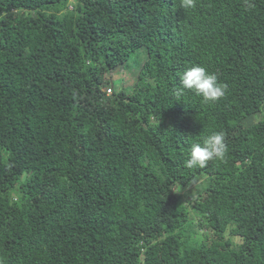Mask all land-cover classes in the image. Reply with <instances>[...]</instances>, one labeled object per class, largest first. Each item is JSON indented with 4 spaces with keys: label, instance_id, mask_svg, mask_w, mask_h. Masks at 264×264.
<instances>
[{
    "label": "trees",
    "instance_id": "16d2710c",
    "mask_svg": "<svg viewBox=\"0 0 264 264\" xmlns=\"http://www.w3.org/2000/svg\"><path fill=\"white\" fill-rule=\"evenodd\" d=\"M69 3L0 0V264H264V0Z\"/></svg>",
    "mask_w": 264,
    "mask_h": 264
},
{
    "label": "clouds",
    "instance_id": "9594fccd",
    "mask_svg": "<svg viewBox=\"0 0 264 264\" xmlns=\"http://www.w3.org/2000/svg\"><path fill=\"white\" fill-rule=\"evenodd\" d=\"M184 8H193L195 0H181ZM182 90H189L201 96L205 103L215 102L224 97L225 86L219 83L217 75L199 65L187 68L181 78ZM227 153L225 137L222 132L209 135L202 143H193L189 158L186 161L188 168H205L211 160L223 161Z\"/></svg>",
    "mask_w": 264,
    "mask_h": 264
},
{
    "label": "rangeland",
    "instance_id": "374dc122",
    "mask_svg": "<svg viewBox=\"0 0 264 264\" xmlns=\"http://www.w3.org/2000/svg\"><path fill=\"white\" fill-rule=\"evenodd\" d=\"M73 4H74L73 0H70L69 9L72 8ZM138 69L139 68H136L133 66L130 69L125 66V68L123 69L122 65H118L116 68H114L108 72L107 77L110 78L112 83L113 82L118 83L119 81H126L127 83H129V85H131L133 83V80L137 77ZM106 91L108 94H111L112 88L108 87V88H106ZM262 114L264 115V112ZM260 117H261V115H259V114L255 115L254 117L252 116L245 121V124L246 125L248 124V126L252 125Z\"/></svg>",
    "mask_w": 264,
    "mask_h": 264
}]
</instances>
